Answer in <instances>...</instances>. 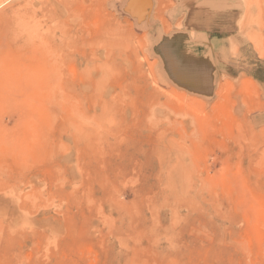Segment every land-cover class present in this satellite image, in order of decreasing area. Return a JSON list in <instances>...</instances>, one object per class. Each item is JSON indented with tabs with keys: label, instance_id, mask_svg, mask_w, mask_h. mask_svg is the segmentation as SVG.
<instances>
[{
	"label": "rangeland",
	"instance_id": "rangeland-1",
	"mask_svg": "<svg viewBox=\"0 0 264 264\" xmlns=\"http://www.w3.org/2000/svg\"><path fill=\"white\" fill-rule=\"evenodd\" d=\"M0 264H264V0H0Z\"/></svg>",
	"mask_w": 264,
	"mask_h": 264
},
{
	"label": "crops",
	"instance_id": "crops-1",
	"mask_svg": "<svg viewBox=\"0 0 264 264\" xmlns=\"http://www.w3.org/2000/svg\"><path fill=\"white\" fill-rule=\"evenodd\" d=\"M200 21H203L201 23ZM234 19L231 11H220L216 8L193 3L186 11L184 23L189 31L197 33H214L229 29Z\"/></svg>",
	"mask_w": 264,
	"mask_h": 264
},
{
	"label": "bare ground",
	"instance_id": "bare-ground-1",
	"mask_svg": "<svg viewBox=\"0 0 264 264\" xmlns=\"http://www.w3.org/2000/svg\"><path fill=\"white\" fill-rule=\"evenodd\" d=\"M102 42H103V40H102Z\"/></svg>",
	"mask_w": 264,
	"mask_h": 264
}]
</instances>
